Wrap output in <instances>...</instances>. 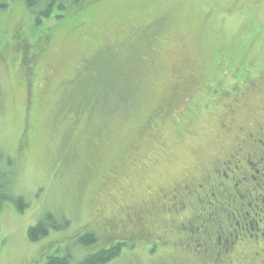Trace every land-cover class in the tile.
Listing matches in <instances>:
<instances>
[{"label":"rangeland","instance_id":"374dc122","mask_svg":"<svg viewBox=\"0 0 264 264\" xmlns=\"http://www.w3.org/2000/svg\"><path fill=\"white\" fill-rule=\"evenodd\" d=\"M4 2L0 264L79 262L117 243L108 264H184L174 218L137 227L132 211L199 177L238 127L264 122V0H70L38 24L37 10ZM48 214L68 226L30 241ZM85 232L98 243L78 246Z\"/></svg>","mask_w":264,"mask_h":264},{"label":"flooded vegetation","instance_id":"af4514ba","mask_svg":"<svg viewBox=\"0 0 264 264\" xmlns=\"http://www.w3.org/2000/svg\"><path fill=\"white\" fill-rule=\"evenodd\" d=\"M234 109L227 105L225 111L228 120L233 118L224 127L228 134L236 127ZM263 124L238 127L225 154L202 161L199 177L169 188L156 205L132 211V223L144 227L152 217L172 216L179 228L172 248L184 264H264ZM140 238L154 241L152 233ZM157 241L169 243L162 237Z\"/></svg>","mask_w":264,"mask_h":264},{"label":"trees","instance_id":"16d2710c","mask_svg":"<svg viewBox=\"0 0 264 264\" xmlns=\"http://www.w3.org/2000/svg\"><path fill=\"white\" fill-rule=\"evenodd\" d=\"M24 2L25 6L31 10L36 11V23L38 24L42 18H48L54 11H58L59 14L65 12L67 9L66 4L70 0H20ZM75 4L80 3L82 0H72ZM7 8L4 0H0V10ZM58 19L62 16L58 15ZM232 79V77H229ZM233 80V79H232ZM4 199H11V196H6ZM18 210L23 211L26 205L22 198H17L14 200ZM68 226V222H61L57 220L52 214H48L42 221H40L36 226L31 227L28 231V238L32 242H37L40 239L46 237L49 234L50 229L56 231L61 230ZM147 230V229H146ZM144 234H148L145 232ZM154 237V236H153ZM139 239V238H138ZM98 243L96 235L92 232H85L76 238V244L80 247H88ZM125 243H117L112 245L108 249H101L93 254L86 256L83 260L79 262H73L70 255L61 257L58 254L50 255L47 258L45 264H108L115 258H117L122 250Z\"/></svg>","mask_w":264,"mask_h":264}]
</instances>
